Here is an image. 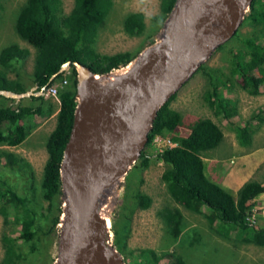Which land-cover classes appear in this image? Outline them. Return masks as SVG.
Returning a JSON list of instances; mask_svg holds the SVG:
<instances>
[{
  "label": "trees",
  "instance_id": "16d2710c",
  "mask_svg": "<svg viewBox=\"0 0 264 264\" xmlns=\"http://www.w3.org/2000/svg\"><path fill=\"white\" fill-rule=\"evenodd\" d=\"M176 0H160L159 15L152 21L161 24L172 10ZM263 0H253L242 26L250 27L247 34L239 33L217 51L229 55L230 73L219 69L199 71L208 79L212 89L204 99L215 116L231 121L238 113L237 102L227 98L221 89L240 87L251 96L262 93L264 85V8ZM114 0H74L68 14H63L61 0H26L15 17L14 28L17 35L35 49L34 66L30 82L23 83L10 79L8 74L15 72L16 65L23 64L29 57V50L16 44L0 51V91L21 94L33 87L35 93L48 89L61 80L58 90L59 111L56 126L49 135L45 149L47 159L43 167L41 198L47 202L45 211L38 213L32 202L30 192L35 188L34 172L29 163L20 155L0 150V174L17 166L28 170L27 190L19 191L6 180L0 181V215L6 222L18 226L16 233L5 232L1 237L3 258L0 264H23L27 258L39 257L48 264L49 243L45 241L56 232L61 214L60 163L68 142L74 111L76 107V71L70 66L68 72L59 73L67 62H80L93 72L104 74L127 65L135 56L128 51L114 54H101L95 48L99 30L109 15ZM2 6L0 4V11ZM157 25V24H156ZM158 26V25H157ZM240 27V28H241ZM146 29L142 13L132 12L123 19V30L129 36H140ZM151 37L149 34L148 38ZM234 39V40H233ZM237 40L241 47L232 45ZM66 73H69L66 74ZM56 75L52 79V77ZM67 75V76H66ZM64 81H66L64 83ZM176 97L173 95L159 110L149 134L146 147L142 151L134 175L125 177L122 205L111 216L113 245L124 256L126 264H188L174 252L158 254L153 249H131L128 239L131 233L133 215L148 209L152 198L141 190L144 179L140 172L150 166L152 159L165 166L161 179L172 201L185 210L202 215L210 230L226 240H236L241 244H254L264 247V226L249 220L256 207L257 198L264 194V182L250 180L245 182L235 195L219 184L211 181L205 174L202 154L219 146L223 133L219 125L210 118H200L187 124L180 112L170 107ZM32 100L36 104L24 105L23 101ZM5 100L0 96V101ZM19 100L17 106L0 105V145L15 147L23 143L33 129L32 117H48L53 113L52 104L41 96H31ZM31 117V118H29ZM29 118V120H28ZM264 123V104L259 107L244 125H235L236 138L242 146L253 141L254 124ZM188 130L184 137L178 136ZM162 137L175 144L174 147L148 154L152 140ZM130 170V171H131ZM33 182V183H32ZM12 212L9 221L10 213ZM42 212V213H41ZM49 213V214H48ZM158 215L168 228L169 235L176 240L182 232L183 215L176 209L163 208ZM48 218V219H47ZM41 219L46 220L45 223ZM47 224L49 229H47ZM43 243V245H42ZM27 248V250H24Z\"/></svg>",
  "mask_w": 264,
  "mask_h": 264
},
{
  "label": "water",
  "instance_id": "95a60500",
  "mask_svg": "<svg viewBox=\"0 0 264 264\" xmlns=\"http://www.w3.org/2000/svg\"><path fill=\"white\" fill-rule=\"evenodd\" d=\"M252 3L176 0L160 34L127 65L104 74L80 62L60 68H75L76 107L60 163L58 250L51 264H126L113 245L105 200L121 188L123 194L159 110L237 34ZM35 89L0 96H40Z\"/></svg>",
  "mask_w": 264,
  "mask_h": 264
},
{
  "label": "rangeland",
  "instance_id": "374dc122",
  "mask_svg": "<svg viewBox=\"0 0 264 264\" xmlns=\"http://www.w3.org/2000/svg\"><path fill=\"white\" fill-rule=\"evenodd\" d=\"M61 1L62 13L68 14L73 7L74 0ZM25 2L26 0H0L2 6L0 11V51L11 44H16L21 48L29 50V57L23 66L22 63L16 65L15 72L9 73L8 77L23 83H28L29 81V84H31L30 76L34 66L35 49L22 40L14 28L15 17ZM159 2L160 0H114L113 7L99 30L95 45L96 50L101 54L108 55L124 51L135 55L139 53L144 46L160 34L162 25L152 21L155 16L159 15ZM261 7L264 8V2ZM132 12L142 13L145 17L146 29L140 36H129L123 30V19L127 14ZM250 31V27L242 26L239 28V33L241 34L250 33ZM149 34H151V37L148 38ZM230 43H227L226 47ZM233 44L237 47H243L237 40L232 42ZM228 59L229 55L226 54L225 50H216L204 64L206 66L205 70L219 69L229 75L230 68L227 62ZM68 70L65 71L68 72ZM66 74L69 75V73ZM61 83V80H57L53 85L59 90ZM211 91L212 89L209 87L208 79L203 74V71H197L179 89L170 107L180 112L185 124L200 118H210L219 125L225 134V139L223 137L224 140H222L218 147L204 152L202 157L216 156L218 157L220 169L223 170L225 167L229 168L228 175L224 177L225 183L216 182L222 185L229 193L235 195L238 191L236 188L238 182H245L251 179L252 176L253 178L260 179L259 176L264 174V123L254 124L255 132L253 134V141L249 146L238 144L234 128L235 125H244L249 121L252 114L264 104V85L262 86V93L258 96H251L240 87H234L231 90L228 88L221 89V93H226L227 98L237 102L238 113L231 121L215 116L213 110L208 107L204 96ZM4 98L8 101H0V105L2 106H17L20 102L19 100L25 99L16 100ZM50 103L53 108V113L50 116L29 117L34 127L23 143L15 147L0 145V150H7L22 156L31 166L34 172L35 182V188L30 192V195L34 196L32 204L38 213L41 211L40 208H42L44 214H47L45 207L48 203L41 198L42 190L40 183L43 167L47 159L45 144L56 126V116L59 111V101L52 100ZM23 104L35 106L37 102L35 104L32 100L26 99V101H23ZM187 134L188 130H182L181 134L178 133V136L184 137ZM157 137L164 139L156 136L152 140L150 147L146 149L147 155L154 154L162 148L160 139ZM234 142L236 143L235 147ZM255 165L257 166L255 167ZM249 166H252V168L255 167V169L249 171ZM164 170L165 166L162 163L152 159L150 166L140 172V175L144 179L141 190L152 198V204L148 209L137 211L133 215L131 233L128 239V245L131 249L149 248L155 250L158 254L166 253L168 250V252L180 254L188 264H264V247L254 244H241L233 239L226 240L209 229L202 215L191 213L175 204L169 197L165 184L161 179ZM137 171V169L129 171L128 178L132 177L134 172ZM26 174H28V170L22 166H17L14 170L7 168L0 174V181L6 180L19 191L27 190L28 185L31 186V182L28 180ZM206 175L209 179H213L208 173ZM248 175H250V178ZM242 176L244 178H241ZM218 177L220 179V176ZM260 182H264V179ZM120 192L122 194V188ZM120 192H111L105 200V214L108 219L122 205L123 201ZM58 200L60 203L62 202L61 197ZM163 208H176L183 215V229L176 240L169 235L167 226L158 215L159 211ZM11 215L12 212L10 213L9 221ZM41 220L46 225V220ZM249 220L254 224L264 226V196L258 197L256 207L250 214ZM47 229H49L48 224ZM16 230H18V226L13 225L11 222H6L3 216L0 215V259L4 255L1 243L2 235L9 231L15 234ZM45 241L49 243L47 252H49L51 258L48 264H51L58 250V227L56 232L52 231ZM24 250H27V248H24ZM23 264H44V262H40L39 257L31 258L29 256Z\"/></svg>",
  "mask_w": 264,
  "mask_h": 264
},
{
  "label": "crops",
  "instance_id": "0c3cea01",
  "mask_svg": "<svg viewBox=\"0 0 264 264\" xmlns=\"http://www.w3.org/2000/svg\"><path fill=\"white\" fill-rule=\"evenodd\" d=\"M47 101H48L47 103L52 102V100L51 101L50 100H47ZM223 137L225 139V134L224 133H223ZM237 142H238V140H237ZM238 144H239V142H238ZM235 145H236V143L234 142V147H235ZM229 146L231 147V144L230 143H229ZM203 162H204V171H205V174L208 173L209 176H211V178H213V179H210L211 181H213L215 183H217V182L225 183L224 177H226L228 175V173H229L230 170L227 167H225V169H223V170L220 169V166H219V163H218V157H216V156H206V157H203ZM256 166L257 165H255V167ZM243 167H244V165H243ZM255 167L252 168V166H249V171L251 169H255ZM218 176H220V179H218L219 178ZM248 176L250 178V175H248ZM248 176H247V178H248ZM241 178H244V176H242ZM259 178L260 179H256V178H253V176H252V178L251 179H248L247 181L256 180V181H259L260 182V181H262L264 179V174H262V176H259ZM247 181H245V182H247ZM245 182H242V183L238 182L236 188L239 189ZM217 184H219V183H217ZM220 186H222V185H220ZM262 196H264V194L260 195L259 197H262ZM257 200H258V198H257Z\"/></svg>",
  "mask_w": 264,
  "mask_h": 264
},
{
  "label": "built area",
  "instance_id": "2783aa9c",
  "mask_svg": "<svg viewBox=\"0 0 264 264\" xmlns=\"http://www.w3.org/2000/svg\"><path fill=\"white\" fill-rule=\"evenodd\" d=\"M42 96L44 97L45 100H58V89L56 88L55 85H51L48 89H43L42 91ZM158 138V137H157ZM160 139V138H158ZM162 148L158 151H162L166 148H171L174 147L175 144L173 142H171L170 140L164 138V139H160Z\"/></svg>",
  "mask_w": 264,
  "mask_h": 264
}]
</instances>
